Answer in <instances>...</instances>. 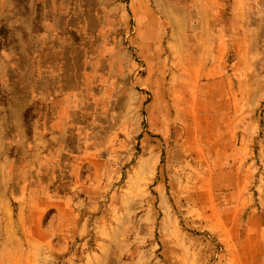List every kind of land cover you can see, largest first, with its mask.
<instances>
[{
	"label": "rangeland",
	"instance_id": "374dc122",
	"mask_svg": "<svg viewBox=\"0 0 264 264\" xmlns=\"http://www.w3.org/2000/svg\"><path fill=\"white\" fill-rule=\"evenodd\" d=\"M22 1L21 11L0 12L3 186L20 184L24 168L15 158L31 147L36 122L48 111L50 52L73 53V44L100 42L90 30L60 39L50 32V6ZM124 9L125 23L112 38L117 56L112 68L121 81L127 80L123 74L146 77L151 69L160 90L146 91L145 105L154 102L152 117L171 123L172 136L151 133L148 154L141 139L128 140L123 132L114 136L110 160L121 172L103 196L101 226L93 225L86 236L57 230L51 212L44 219L46 231L27 229L36 220L28 217L30 198L18 199L11 190L5 199L16 217L21 212L23 223L18 235L6 234L0 218V264H264V0H109L106 11L116 17ZM222 66L230 77L227 95L218 101L214 96L223 85L211 81ZM223 100L240 117L239 134L252 135L243 144L244 155L230 159V167L240 166L235 180L244 182L241 191L228 187L232 175L210 172L213 164L216 171L225 164L197 145L198 134L210 139L211 108ZM119 112L126 123V107ZM169 199L173 218L160 228L162 201ZM239 202L248 207L241 214ZM254 208L259 216L251 215ZM148 214L152 222L144 220Z\"/></svg>",
	"mask_w": 264,
	"mask_h": 264
},
{
	"label": "crops",
	"instance_id": "0c3cea01",
	"mask_svg": "<svg viewBox=\"0 0 264 264\" xmlns=\"http://www.w3.org/2000/svg\"><path fill=\"white\" fill-rule=\"evenodd\" d=\"M108 1L32 0L36 6H50V32L60 39H67L65 35L69 34L78 35L80 30H90L91 36L96 34L100 42L90 40L85 44H73L76 50L73 53L50 52V72L47 73H50L52 83L50 88L46 87V92H50L48 111L36 122L30 138L31 147H24L14 162L23 166L24 176L16 186L0 185V197L4 200L0 218L2 231L6 234L12 232L18 235V228L23 223L21 212L16 217L12 206L5 199L13 190L18 199L30 198L28 217L36 219L31 221L36 226L30 224L27 229L37 227L46 231L44 219L51 212L58 224L57 230H64L70 236H86L94 228L93 225L101 226L103 196L112 190V181L117 180L121 172L118 165L110 160L109 142L114 136H120L123 132L128 140H135L136 137L141 139L146 154L151 151V133L159 139L172 136L171 123L168 124L165 118L164 122H156L152 117L151 104L154 102L145 105L146 91L155 93L160 90L151 81V69H148L146 77L123 74L127 80L125 78L121 81L118 69L112 68V62L117 61L112 38L125 23L128 9L119 10L116 17H113L112 10L106 11ZM21 2L0 0V12L7 8L17 11ZM134 6L139 13L138 2ZM104 12L107 15L103 16ZM146 56L149 58L150 55ZM71 65L73 69L68 68ZM229 77L225 75L223 66L212 76V84H222L224 89L220 96H214L218 101L224 98L225 93L227 95ZM66 78H73V81L67 82ZM120 107H126L128 112L126 123L120 115ZM233 109L225 107L224 100L217 107L211 108L210 116L214 117V121L207 129L212 133L211 137L205 142V137L198 134L197 145L205 150V156L216 157L219 159H215L216 162L220 163L221 160L225 164L224 169L218 171L213 167L216 164H213L210 172L232 175L234 182L228 184V187L241 191L245 189L244 182L239 181L240 178L235 180L237 173L241 172L240 166L236 168L235 162L230 167V159L238 153L244 155L243 144L252 135L247 131L244 135L239 134L241 120ZM139 112H142L141 116ZM176 151H179L176 155L181 157L186 152L185 149L183 152ZM160 185L161 181L158 182ZM213 186L220 187L217 184ZM169 200L168 203L162 201L164 208L158 214L160 228L173 218L170 209L172 202ZM229 203L236 204L231 201ZM253 203L256 206L255 201ZM238 204L240 214L248 209L242 203ZM256 208L251 210L252 216L260 215ZM148 219L153 221L151 214L144 218Z\"/></svg>",
	"mask_w": 264,
	"mask_h": 264
}]
</instances>
